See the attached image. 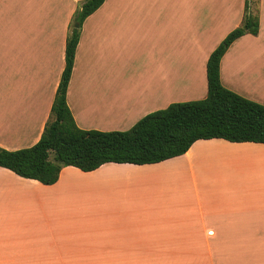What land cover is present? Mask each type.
Here are the masks:
<instances>
[{"label":"crops","instance_id":"crops-1","mask_svg":"<svg viewBox=\"0 0 264 264\" xmlns=\"http://www.w3.org/2000/svg\"><path fill=\"white\" fill-rule=\"evenodd\" d=\"M83 1L0 0L1 147L41 138ZM245 4L105 0L81 28L67 92L77 125L127 130L172 102L205 98L208 58ZM259 7V34L229 47L221 79L264 104ZM0 264H264V143L199 139L157 163L65 166L50 185L0 167Z\"/></svg>","mask_w":264,"mask_h":264},{"label":"trees","instance_id":"trees-1","mask_svg":"<svg viewBox=\"0 0 264 264\" xmlns=\"http://www.w3.org/2000/svg\"><path fill=\"white\" fill-rule=\"evenodd\" d=\"M104 1L84 0L74 13L65 67L41 138L30 147L16 150L0 146V167L50 185L58 181L65 166L92 171L109 162L157 163L185 154L199 139L264 143V104L226 87L221 79V61L229 47L245 34H259L260 0H246L241 24L210 54L205 98L172 102L146 114L127 130L79 127L67 92L82 25Z\"/></svg>","mask_w":264,"mask_h":264},{"label":"rangeland","instance_id":"rangeland-1","mask_svg":"<svg viewBox=\"0 0 264 264\" xmlns=\"http://www.w3.org/2000/svg\"><path fill=\"white\" fill-rule=\"evenodd\" d=\"M77 23H78V22H75L74 25L76 26ZM252 49H255V48L253 47ZM227 163H229V165H228V166L225 165V167L227 168L226 171L231 172V173H232L233 171H235L236 167H235V165L233 164V161H229V162H227Z\"/></svg>","mask_w":264,"mask_h":264},{"label":"water","instance_id":"water-1","mask_svg":"<svg viewBox=\"0 0 264 264\" xmlns=\"http://www.w3.org/2000/svg\"><path fill=\"white\" fill-rule=\"evenodd\" d=\"M78 25H79V23L76 24V26H78Z\"/></svg>","mask_w":264,"mask_h":264}]
</instances>
